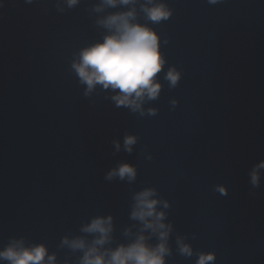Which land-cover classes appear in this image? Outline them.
I'll return each instance as SVG.
<instances>
[{"label": "water", "instance_id": "obj_1", "mask_svg": "<svg viewBox=\"0 0 264 264\" xmlns=\"http://www.w3.org/2000/svg\"><path fill=\"white\" fill-rule=\"evenodd\" d=\"M155 7L166 18L150 19ZM129 12L162 65L154 98L118 105V88L89 89L76 66ZM261 165L264 0H0V253L83 264L90 248L108 260L143 237L162 264H264ZM145 191L164 228L133 218ZM97 219L103 244L84 230Z\"/></svg>", "mask_w": 264, "mask_h": 264}, {"label": "clouds", "instance_id": "obj_2", "mask_svg": "<svg viewBox=\"0 0 264 264\" xmlns=\"http://www.w3.org/2000/svg\"><path fill=\"white\" fill-rule=\"evenodd\" d=\"M131 0H119V3L128 4ZM75 3V0H70ZM106 3L115 6L117 0H106ZM149 18L156 21L166 18L167 13L162 7L145 9ZM133 14H119L109 17L105 24L113 31V34L106 37L102 44H97L81 53V63L76 66V70L83 82L89 89L94 84H102L105 88L111 87L119 89L123 94L114 97L117 104H133L135 100H130L133 94L141 98L147 94L150 98L157 95L159 86L153 84L152 78L161 70L162 61L158 52L157 38L149 30L129 23V18ZM168 78L175 83L178 78L176 74L169 72ZM126 145L133 143L131 138L126 139ZM264 167V165H261ZM118 174L123 178L124 175L132 176L133 170L123 165ZM111 175V174H110ZM257 176L252 174V182L256 183ZM151 192L145 191L138 197L137 210L133 212V218L144 222L146 228H164L158 221L162 219L161 213H155L154 207L156 201L149 200ZM148 217H154L156 223L148 222ZM108 221L97 219L84 230L87 232H98L101 238L96 240V244H103L109 228L105 227ZM165 234L161 233L163 238ZM144 238L140 237L136 243L127 248H118L111 253L110 259L105 260L103 254H98L95 247L90 248L84 257L83 264H162L161 256L164 249L160 246L156 252L150 251L143 243ZM73 247L83 248V242L76 241ZM187 251V249H184ZM45 250L37 247L32 250H23L20 252L14 249H8L0 253V258H6L12 261V264H40L43 260ZM49 257V261H51ZM211 255L202 256L199 264H206V261L212 260Z\"/></svg>", "mask_w": 264, "mask_h": 264}]
</instances>
